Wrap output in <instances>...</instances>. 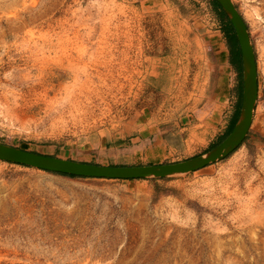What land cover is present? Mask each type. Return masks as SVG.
Returning <instances> with one entry per match:
<instances>
[{"label":"rangeland","instance_id":"1","mask_svg":"<svg viewBox=\"0 0 264 264\" xmlns=\"http://www.w3.org/2000/svg\"><path fill=\"white\" fill-rule=\"evenodd\" d=\"M231 2L256 64L243 143L159 180L0 161V264H264V0ZM237 84L209 0H0V144L100 166L183 162L227 137Z\"/></svg>","mask_w":264,"mask_h":264},{"label":"water","instance_id":"2","mask_svg":"<svg viewBox=\"0 0 264 264\" xmlns=\"http://www.w3.org/2000/svg\"><path fill=\"white\" fill-rule=\"evenodd\" d=\"M226 13L237 38L242 56L243 88L239 118L231 133L214 149L199 157L170 164L148 166H100L45 156L0 144V161L51 173L108 180L164 179L199 171L223 160L239 147L251 126L257 100L256 64L246 24L231 0H216Z\"/></svg>","mask_w":264,"mask_h":264},{"label":"trees","instance_id":"3","mask_svg":"<svg viewBox=\"0 0 264 264\" xmlns=\"http://www.w3.org/2000/svg\"><path fill=\"white\" fill-rule=\"evenodd\" d=\"M209 3L217 15L220 23H221V28L222 31L225 35V38L227 40V44L229 46V51H230V63L231 65L235 68L237 75H238V84H237V91H238V96H237V102L235 104V109L232 115V118L230 120V124L227 128V131L225 133V137L228 136L232 129L234 128L240 114V108H241V96H242V56H241V51L240 47L234 32V29L226 15V13L222 10L220 4L216 0H209ZM223 137L221 141L225 138ZM70 176V175H66ZM74 177V176H70Z\"/></svg>","mask_w":264,"mask_h":264}]
</instances>
